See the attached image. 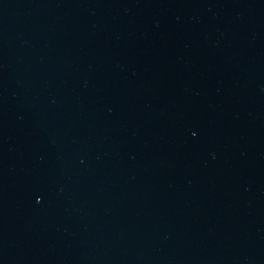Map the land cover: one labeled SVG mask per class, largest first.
<instances>
[{"label":"water","instance_id":"95a60500","mask_svg":"<svg viewBox=\"0 0 264 264\" xmlns=\"http://www.w3.org/2000/svg\"><path fill=\"white\" fill-rule=\"evenodd\" d=\"M0 264H264V0H0Z\"/></svg>","mask_w":264,"mask_h":264}]
</instances>
